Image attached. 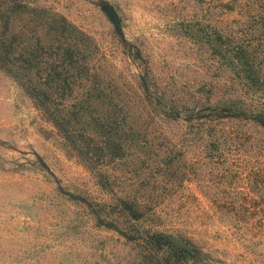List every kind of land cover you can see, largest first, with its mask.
<instances>
[{"label":"rangeland","instance_id":"374dc122","mask_svg":"<svg viewBox=\"0 0 264 264\" xmlns=\"http://www.w3.org/2000/svg\"><path fill=\"white\" fill-rule=\"evenodd\" d=\"M0 264H264V0H0Z\"/></svg>","mask_w":264,"mask_h":264},{"label":"water","instance_id":"95a60500","mask_svg":"<svg viewBox=\"0 0 264 264\" xmlns=\"http://www.w3.org/2000/svg\"><path fill=\"white\" fill-rule=\"evenodd\" d=\"M167 241L169 243L176 244V245H178V246H180V247H182L184 249H188V246L187 245H185L183 242H181L180 240H178L176 238H171L170 237V238H167Z\"/></svg>","mask_w":264,"mask_h":264}]
</instances>
